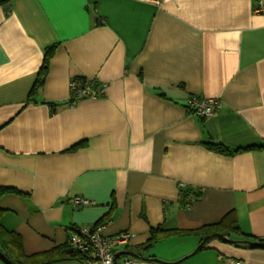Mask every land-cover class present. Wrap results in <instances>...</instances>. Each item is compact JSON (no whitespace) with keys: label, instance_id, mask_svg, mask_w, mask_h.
I'll use <instances>...</instances> for the list:
<instances>
[{"label":"crops","instance_id":"0c3cea01","mask_svg":"<svg viewBox=\"0 0 264 264\" xmlns=\"http://www.w3.org/2000/svg\"><path fill=\"white\" fill-rule=\"evenodd\" d=\"M258 1L0 0V187L20 192L4 194L0 209L27 256L105 222L108 234H131L118 264L126 253L158 264H264L263 248L221 239L191 256L194 235L146 248L152 229L197 230L232 212L244 235L264 239V149H246L264 145ZM74 78L107 84L105 95L71 104ZM194 97L221 108L200 117ZM187 189L200 193L190 207ZM76 198L89 204L74 207Z\"/></svg>","mask_w":264,"mask_h":264},{"label":"trees","instance_id":"16d2710c","mask_svg":"<svg viewBox=\"0 0 264 264\" xmlns=\"http://www.w3.org/2000/svg\"><path fill=\"white\" fill-rule=\"evenodd\" d=\"M55 49H56V46H53L49 48L48 51L46 52L44 62L40 69L38 78L31 90L29 101H32V99L35 100L34 99L35 97L33 96L34 95L36 96L39 93V91L42 89V87L44 86L45 79H46L48 69H49L50 59L53 57L55 53ZM205 143L208 146V148H210L211 150H214L220 153L226 152V148L222 146L221 144L214 143L209 140H207ZM254 148L264 149V145L249 147L246 149H254ZM4 194H20V192H18L17 190H13L11 188L0 187V198ZM192 194H194L197 199L200 197V193H195L192 190L187 189L183 193V198L187 199L185 206H187L188 198ZM2 215H3V210L0 209V251L4 253L6 257H8L15 264H52V263H55L56 261L65 260V259H79L84 262V260L86 259L85 255L74 250L70 246L69 241L66 245L55 248L49 252L27 256L24 252L22 238L16 232L8 230L2 224ZM216 234H221V235H224L225 237L216 238L215 237ZM174 235H194V236L200 237L201 238L200 245L203 243V241L206 238L210 237V239L201 247L200 250H203L205 246L212 239H221L222 241H226V242L228 241L234 246L250 247L245 244L243 245V243H241V241L239 240H235L236 238L233 237L232 235H236L244 239H247L244 241L264 242V239H256L250 235H247V236L244 235L240 228L236 215L232 212L228 214L219 223L214 224V225L203 226L202 228H199L197 230L181 231V230H165L163 228L152 229V237L148 245L146 246V248H151L153 244L157 243L158 240L163 236H174ZM249 239H253V240H249ZM232 241L235 243H233ZM250 248H263L264 249V247H250Z\"/></svg>","mask_w":264,"mask_h":264},{"label":"built area","instance_id":"2783aa9c","mask_svg":"<svg viewBox=\"0 0 264 264\" xmlns=\"http://www.w3.org/2000/svg\"><path fill=\"white\" fill-rule=\"evenodd\" d=\"M255 15L264 14V0H259L253 10ZM107 84L93 82L82 78H74L70 82L71 104L83 99L101 98L106 93ZM193 112L200 117H212L216 110L221 108L219 100L198 99L191 100ZM195 200L194 196L188 198L187 207ZM74 207H82L89 204L84 198L72 200ZM108 224L105 222L94 225H83L75 228L69 238L70 246L86 256L85 264H118L116 258L122 247L130 245L131 234L128 232L118 234L107 233ZM222 264H245L242 260L221 258ZM119 264H158L150 260L138 257L125 256Z\"/></svg>","mask_w":264,"mask_h":264},{"label":"water","instance_id":"95a60500","mask_svg":"<svg viewBox=\"0 0 264 264\" xmlns=\"http://www.w3.org/2000/svg\"><path fill=\"white\" fill-rule=\"evenodd\" d=\"M216 238H224L225 236L224 235H221V234H216L215 235ZM210 239V237L206 238L203 243L201 245H199V247L195 250V252L191 255H195L197 252L200 251L201 247ZM233 242V241H232ZM235 243V242H233ZM241 243H244L250 247H264V242H260V241H241ZM132 257H138L137 255H134V254H129V253H126ZM121 255H118L117 258H116V262L118 260V258L120 257ZM191 256H188V258H190ZM187 259V258H186ZM0 261L3 263V264H15L14 262H12L8 257H6V255L4 253H2L0 251ZM183 260H181L180 262H182ZM159 263L161 264H164V262H161V261H158ZM180 262H177L176 264H179Z\"/></svg>","mask_w":264,"mask_h":264}]
</instances>
